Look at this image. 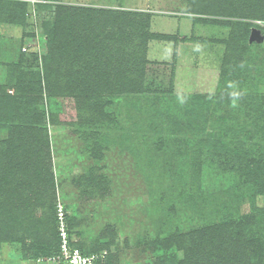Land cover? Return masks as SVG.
Listing matches in <instances>:
<instances>
[{
    "label": "rangeland",
    "instance_id": "rangeland-1",
    "mask_svg": "<svg viewBox=\"0 0 264 264\" xmlns=\"http://www.w3.org/2000/svg\"><path fill=\"white\" fill-rule=\"evenodd\" d=\"M239 1L0 0V116L12 113L21 120L36 109L44 112L56 206L62 203L68 215L81 220L80 230L88 242L112 228L122 264L160 260L164 252L145 251L144 245L155 242L163 226L169 236L183 235L219 225L230 211L264 217V193L243 175V157L234 152L237 147L248 155L253 148L264 147L258 132L260 126L264 128V118L256 113L264 112V19L249 18L246 10L241 14ZM7 2L22 8L18 18L11 10L5 12L1 3ZM59 7L79 22L95 9L143 14L144 38L126 35V29L81 22L67 24L80 28H71L72 39L68 36L70 40L63 43L65 48L76 46L78 29L90 42L102 31L109 46L114 36L121 35L123 46L113 44L119 51L114 63L120 56L127 60L133 52L144 75L140 92L132 86L129 92L109 86L99 95L101 110L89 115L85 113L90 105L97 103L91 95L92 99L79 98L75 92L68 98L49 97L44 57L50 41L47 32L57 26ZM233 37L244 66L243 79L232 83L228 76L233 78L238 71L225 56L235 48ZM98 40L91 42L92 47L98 46ZM106 66L110 73L112 68ZM109 76L117 79L114 69ZM247 93L256 98H245ZM52 113L60 114L55 126ZM79 117L86 118L89 130L80 125ZM91 131L97 134L93 143L103 149L97 172L110 182L104 196L77 186L96 165L87 152L91 137L86 144L78 135ZM6 138L7 131L0 130V141ZM254 228L258 244L244 246L246 250L234 248L231 264L264 261V225ZM23 255L20 244L0 246V264H44L39 262L43 256L29 253L25 259ZM167 255L181 260L184 252L172 246Z\"/></svg>",
    "mask_w": 264,
    "mask_h": 264
},
{
    "label": "trees",
    "instance_id": "trees-1",
    "mask_svg": "<svg viewBox=\"0 0 264 264\" xmlns=\"http://www.w3.org/2000/svg\"><path fill=\"white\" fill-rule=\"evenodd\" d=\"M263 1L240 0L237 6L238 11L242 14L246 10L247 13L245 14L249 18L264 19ZM1 4L6 7L5 12L11 10L13 13L15 12L13 17L18 18L17 12L22 9L18 4L9 2ZM58 9L57 26L54 30L47 32L50 41L48 52L44 57L49 97H57L61 94L68 98L74 92L79 98H91V95L97 103L90 105L87 113H85L89 115L94 109L101 110L99 109L102 106L98 101L99 95L109 86H119L127 92L133 90L130 88L132 86L133 88L136 87L135 92H140L138 85L144 81V75L141 66L134 58L133 52L128 54L127 60H122L120 56L119 60L116 58L117 62L114 63V57H117L119 52L114 45L117 43L119 46H123L125 40L121 39V35L114 36L113 34L114 45L109 46L103 40L102 31H98L96 33H100V35H97L96 39L93 40L91 37V42L94 43L100 36L98 46L92 47L88 35L82 29H78L80 32L77 34L79 39L76 46L71 45L69 48H65L63 43L64 40H70L68 36L72 37L71 34H68L71 32V28H80L78 25L81 22L84 25H93V22L101 29H126L124 31L126 35L132 34L139 39L140 37L144 38L147 26L143 21V14L95 9L79 22L75 17L70 19L71 15H67V12L70 11L67 9L63 7ZM5 15L12 17L9 13H5ZM68 23L78 25L67 26ZM149 37L153 39L150 34ZM233 42H235L234 50H229L225 56L226 63L232 64L238 71L234 73L233 78L228 76L232 83L237 78L243 79V72L240 70L244 66V56L239 49L237 37H233ZM106 65L112 68L111 72L114 69L117 79L109 76L111 72L109 73ZM124 70L125 73L122 74ZM102 73H106V76ZM120 74H122V79H118ZM226 80L227 78L224 76L223 82ZM243 82H246L245 79ZM229 85L232 86V84ZM246 97L251 100L256 98L249 93L245 94ZM38 98L42 100V96ZM222 99L224 98L222 97ZM35 104L39 105L40 100L36 101ZM256 113L259 117L264 118V112H261L260 109ZM57 115L52 113L50 117L54 126L58 123ZM81 117H79L80 125L89 130L90 127L85 122L86 118ZM20 119L17 120L12 113L6 117L0 116V121L7 120L5 125L0 123V130L5 129L7 131V138L0 141V246L4 243H17L22 247L23 258L27 259L26 254L32 253L35 258L43 256L42 260H46L60 254L59 222L49 132L47 128L43 127L46 120L44 112L39 113L36 109L35 112H28L26 116ZM258 132L262 133L261 142H263L264 128L260 126ZM92 133L93 131L89 135L81 132L78 134L82 141H86V144L91 137L92 141L90 140V147L87 152L90 154L89 158L93 159L96 165L90 167L87 175L80 177L77 186L80 189L82 186L90 188V191L96 189L98 193H102L104 196L109 190L110 182L106 176L97 172L99 171L98 162L103 161V149L98 142L93 143L97 134ZM234 152L243 157V160L240 161L244 171L243 175L257 185L258 192L264 193V147H255L248 155L237 147ZM228 214L229 216L227 215L215 227L205 228L201 231L195 229L183 235L171 234L169 236L167 229L163 226V232L158 235V239L155 242L145 244L144 250L157 253L164 252L161 259H157L154 264H231L230 256L233 254L234 248L246 250L247 247L244 246L258 244L254 226L256 224L263 226L264 217L256 218L253 213L242 217L233 211ZM66 221L73 248L79 249L85 255L102 254L106 251L107 255L100 258L96 264H122L121 247L117 242V234L112 228H107L101 236L88 242L80 230L81 220L76 216L67 215ZM165 232L167 234L163 237ZM172 246H177L180 251L184 252L183 259L180 260L176 256L167 255V251ZM112 247L115 251L112 250ZM258 264H264V261H260Z\"/></svg>",
    "mask_w": 264,
    "mask_h": 264
},
{
    "label": "built area",
    "instance_id": "built-area-1",
    "mask_svg": "<svg viewBox=\"0 0 264 264\" xmlns=\"http://www.w3.org/2000/svg\"><path fill=\"white\" fill-rule=\"evenodd\" d=\"M68 212L62 203L57 204V218H58V230L60 235V254L58 256L50 257L46 260H39L40 263L50 264H96L100 258H104L107 252L102 254L85 255L79 249L73 248L69 233L67 230L66 217Z\"/></svg>",
    "mask_w": 264,
    "mask_h": 264
}]
</instances>
